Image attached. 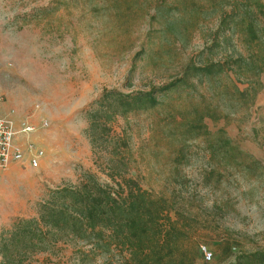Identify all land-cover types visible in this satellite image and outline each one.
<instances>
[{
	"label": "rangeland",
	"instance_id": "rangeland-1",
	"mask_svg": "<svg viewBox=\"0 0 264 264\" xmlns=\"http://www.w3.org/2000/svg\"><path fill=\"white\" fill-rule=\"evenodd\" d=\"M244 1L257 0H0L1 115L15 130L32 127L16 140L44 155L0 185V264H130L118 247L70 238L45 252L10 248L4 262L13 223L36 218L51 190L85 173L102 184L131 178L167 198L180 248L212 254L195 264L264 253V30L247 44L232 29ZM226 59L249 67L183 75ZM181 78L187 84L156 107L100 127L92 149L87 113L104 92H148Z\"/></svg>",
	"mask_w": 264,
	"mask_h": 264
},
{
	"label": "trees",
	"instance_id": "trees-1",
	"mask_svg": "<svg viewBox=\"0 0 264 264\" xmlns=\"http://www.w3.org/2000/svg\"><path fill=\"white\" fill-rule=\"evenodd\" d=\"M262 1H244L245 16L239 23H230L247 44L257 40L264 30V24L262 28L254 25L252 19L256 14L251 16L254 11L264 22ZM251 5L256 10L251 9ZM229 63L240 70L249 67L248 62L241 59L222 60L191 64L183 75L213 79L227 73ZM183 84H187V79L181 78L148 92H104L96 107L87 113L86 134L92 149L95 150L99 128L106 131L107 123L115 116L152 109L160 104L161 97ZM110 178L113 184H102L94 174L85 173L77 185L51 190L38 205L36 218L17 219L13 223L2 245L4 262L11 258L10 248L20 246L24 253L45 252L58 240L69 238L86 244L103 242L107 247H118L127 254L130 264H185L186 259L195 264L202 260L198 245L184 250L176 242L171 220L177 211L167 198L154 197L131 178L120 177L122 181ZM234 264H264V253L243 256Z\"/></svg>",
	"mask_w": 264,
	"mask_h": 264
},
{
	"label": "built area",
	"instance_id": "built-area-1",
	"mask_svg": "<svg viewBox=\"0 0 264 264\" xmlns=\"http://www.w3.org/2000/svg\"><path fill=\"white\" fill-rule=\"evenodd\" d=\"M2 94L0 93V169L6 168L12 162H21L28 157L31 168L37 169L43 158V151L36 149L32 144L27 143L24 148L15 145V137L18 133L27 134L33 131L32 127L25 126L20 130H15L11 121L6 120L1 115ZM43 127L47 123L42 124ZM202 259L205 263L212 260V254L205 248H200Z\"/></svg>",
	"mask_w": 264,
	"mask_h": 264
},
{
	"label": "crops",
	"instance_id": "crops-1",
	"mask_svg": "<svg viewBox=\"0 0 264 264\" xmlns=\"http://www.w3.org/2000/svg\"><path fill=\"white\" fill-rule=\"evenodd\" d=\"M24 138H22V139H24ZM21 141L22 140H20V141L16 140V137H15L14 143H15V145L22 147V144H20ZM28 161H29L28 157H26L21 162H12L6 168L0 169V185L2 183H4V181H6L7 179L13 178V175H19V176L26 175L28 170L33 169L30 167Z\"/></svg>",
	"mask_w": 264,
	"mask_h": 264
}]
</instances>
